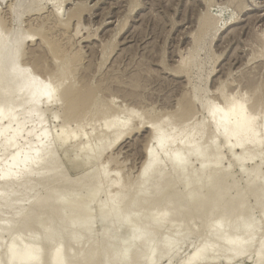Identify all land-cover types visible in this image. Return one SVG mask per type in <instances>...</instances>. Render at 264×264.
Listing matches in <instances>:
<instances>
[{"label":"rangeland","instance_id":"rangeland-1","mask_svg":"<svg viewBox=\"0 0 264 264\" xmlns=\"http://www.w3.org/2000/svg\"><path fill=\"white\" fill-rule=\"evenodd\" d=\"M263 6H264V0H211V1L210 0H0V21L2 23V24L0 23L1 24L0 27L3 28L2 31H5L2 33L0 30V33H1V37L8 33L7 36L9 41L7 42L6 40L2 39L3 37L2 38L0 37V41L2 39L4 42L8 43L6 44L2 42L3 44H6L4 45V48H8L7 51L4 48H3L4 50L2 49V51L8 52L9 50H13V48L15 52H18V54H20L19 52L21 51L22 55L21 54L19 55V57H21L19 60V63L21 61L20 65H22L23 67L25 66V68L29 70L28 74L30 75L32 74L34 76L36 75L40 79V85H47L52 80H54L55 83L56 81H58V84L57 83L56 84L59 85L60 84L59 81H61L60 79H63L62 78L63 76L65 78H68L69 76L68 80L70 81H68L67 83L70 84L72 83L71 85H74V87L77 89L76 90L74 88L75 91H78L77 94L81 95L82 97L83 95L86 96L87 98L89 97L87 101L90 102L88 103L89 105H86L87 108L84 107V109H82L83 112L82 110L81 111L79 110L77 113H75V115L77 116L76 117L74 115L75 119L72 117L73 119L69 120V118H71L69 117V115L67 116L69 112L65 113L64 111L62 114V106L64 105V100H63L64 96L63 97L59 96L60 99L59 100L57 99L58 101H56L55 104L54 103L52 104V102H47V96H44L41 101L43 103V105L41 106L42 110L40 109L41 110L40 114H42V119L38 122H32V123L27 122L31 119H27L25 121L26 123H24L23 132L20 133L21 136L19 135L18 138L16 139L17 145H15V147L14 146L11 147L9 145L6 146V143L4 142L2 144L0 143V193H1L0 195H2L3 197H5L3 194H6V197L7 195H9L8 198H6L7 200L1 199L2 202L0 201V249H1L0 264H8L9 259L7 258L6 255L7 254L6 249L8 250L9 245L14 243L13 242L14 239H12L13 242L12 243L11 238L12 236L13 238L14 236L16 237V235L17 238L19 237V239H16L15 241L17 242L15 244L17 248L19 246L23 247L26 245L25 243H30V242L35 245L41 246V247L37 246L39 251V257H41L42 255V258L44 259L40 258L39 260L43 262L39 261L40 262L39 264H47V263L50 264V260L52 258L51 256L60 249L64 252L66 258H68L66 259L67 262L66 264H69V262L70 264H74L75 262L76 264L77 263L80 264L79 261L77 262V259L82 257L83 258L86 257L85 259H88L87 261L89 262V256L91 252L89 251V249L90 250L93 249L92 250L93 252L95 248L97 249L95 250L96 254H98L97 253L98 251L100 252L97 256L94 252L95 256L97 257V259L93 257V259H95L94 260L95 264L97 263L106 264L104 262H108L109 260H111V263L108 262L107 264H125L124 262L120 261L123 253L122 248H125L124 239L125 237L128 236V234L132 232L133 230L132 228L135 227L136 224L140 226L146 225V227H149L147 229L148 230L147 232H149L150 235L151 234L155 235L156 240L152 242L149 248L143 247L144 249H142L141 245L138 244L139 247H137V245L135 246L134 244L132 248L135 247L136 250L134 249L132 251L131 248L129 254V256L132 257L133 255L134 256L136 255V259L134 257L136 261L135 263L133 262V264H150V263L154 264L153 260L148 259L151 253V247L152 249L155 248V246L157 247V243H158V245L162 247L160 248L161 251H163L167 244V243L165 244L164 241L168 242V240L174 236V233L176 234L177 231L176 229L183 230L184 233L182 232L181 235L183 234L186 235L183 236V240H181L182 246L179 245V249L178 247L175 249V251L177 250L176 252L172 251L168 254H163L162 256H160L161 257L160 259L155 258L156 264H185L189 259V257L193 253H195L196 249L201 248L204 244H205L204 246L209 247L211 245L209 241L211 240H212V245L210 247L211 248L214 246L215 247L213 248L214 250L209 249L211 251L210 252L211 254L208 251L209 254L207 253L208 256L206 255V257H208L206 258L207 260L203 259L197 263L194 262L192 264H254L255 262H257L258 259L257 253L259 251L258 247L260 246L262 241L264 242L263 240L264 239V206H263L264 205V195H263L264 194V188H263L264 187V183H263L264 182V174H263L264 146H262L261 148L262 151L259 152L260 150L259 148V150L256 152L257 154H255L254 156L256 157L257 155L256 158L253 157L251 158V160L242 162L243 164L242 163L240 164L234 162L235 160L234 158L238 157V155H240L243 152L242 149L244 148L241 147L240 149V147L235 148L231 146L232 138L230 136L221 137V140L215 142V147L216 145H218V148H220V149L218 148L215 149V151L218 150L220 155H222L221 157L223 158V159L221 158L222 159V162L220 163L221 166L216 169L218 172L221 170L220 173H222L223 172L222 167H223V170H225L223 173H225L229 168L228 173L230 172V174H228L229 178L227 180L225 178H224L225 180H220L222 181L219 182L221 186L218 183L217 185L214 186V189L210 187V190H214L213 192L217 190L218 192V188H219L218 186H220L219 188L220 191L223 185L222 191H227L226 199L224 198V200L228 202L233 197L236 198L235 197L236 195L237 197H240V196H244L245 193H247L245 196L246 198H244L242 205L238 204V208L241 207L242 208L237 209L236 211L234 210L235 212H233V208L236 209V207H233L231 209L232 211L230 210V212L233 214L229 213V211L227 213L231 214L230 216H232V219H234L236 216V214L234 215V213H238L237 218L241 215L243 216L247 214L249 215L248 217H250L248 218L249 220L252 218L249 221L250 223H246L247 225L250 224L249 226L250 229L252 225L253 226L257 225L256 228L255 227L253 228L256 237L254 236L252 241L255 242L253 243L251 241L252 242L251 249L247 250L248 252L250 250H252L253 252L250 251L248 255H247L248 253L247 251H246L247 253L245 252L246 254L244 252L242 254L241 252L242 254L241 257L237 251H235V253L236 252L238 253L237 256H235L234 252H233L234 255H231L232 251L230 250L231 248H229L230 246H228L230 245L228 244L230 240L228 239H231L230 237H234V235L237 236L238 233L241 231H242L241 232L242 235L244 236L246 235V237L250 236L249 231L247 230L249 229V227H243L245 231L243 229H240V231L238 230V232H236V230L234 231L233 228L228 227L226 229L227 236L224 235L225 237H220L222 234H219L220 235L219 238L221 239L217 237L218 235L216 236L217 240L219 239L218 240L219 244H218L215 237L211 236L212 239L211 238L208 239V237H210L208 236L210 231L206 227H207V223L209 222V217L207 216V214L209 215V211H210L209 209L211 208L210 206L208 207L205 206V212H207L206 215L204 210L202 213L203 216L200 214L201 215L200 217H203V219L207 218L208 221L207 219L205 221L202 218H198L197 220L193 219L194 220L193 223H190L192 221L191 215L193 216L194 214L195 216L196 214V213H192L193 208L189 212L187 211V209L186 211H184L183 209L184 215L181 214V216L179 217V213H176V209L178 208L177 202L176 204L174 203L169 205V208L166 207L167 209L163 208V206L162 207L160 206L161 209H158L160 207L159 206L155 207L152 202L154 201L155 204V200L157 199L156 200V204H157L159 198L161 199L163 197L162 196L163 194H166L167 192L171 193L183 189V186H181L183 184L182 181L187 177L189 179L191 176L192 178H194L193 177L194 173L197 174V170L200 168L201 163L199 160H196L197 158L194 155L189 158L190 160L192 159L191 161L189 159H188L189 161H187L188 164L187 166L190 165L189 167H191L193 170L196 171L194 173L193 170L190 169L189 167H186L185 170H176L172 166L173 163L171 162V160L169 161L167 160L170 159V156L172 154L171 152L173 151L172 149L174 147L175 149H178L176 150V152L185 150L186 147L183 150L184 147L183 142L188 137L187 135H189L190 133L195 131L194 134L193 133L192 134L193 136L198 138V139L196 138L194 139L196 142L198 140L200 141L201 138L203 140L202 136H204V140H205L208 137V135H211L214 132V129H216L211 123L213 119H215V117L216 118L218 117L217 116L218 113L221 114L224 111L222 113L224 114L228 112V109L224 108V107H228L226 103L228 100H230L231 103L235 104L236 102H240L238 100L241 99L243 103H246L245 105L250 104L253 107L256 105V103L258 105L259 102L260 104L256 107H261V108L259 109L254 108L253 111L251 109L252 106L249 107L247 105L246 114L247 113L249 114L250 111H251L250 114L253 112V116L257 114L253 117L251 127L252 129L255 128L259 129L260 132L259 136H261V134L264 135V125H263L264 123V7ZM74 11L80 12L79 14L81 15V17L79 16L80 17L79 20H81L79 33L74 34L77 37L75 38V36H73L72 44L65 46L64 48L62 46H56L55 45L56 40L55 39L52 40L51 37L53 30L48 31V28L46 26H48V24L52 21V19L53 20L56 19L55 21L57 22H62V21L67 22ZM213 24L214 25L216 24L217 26H214ZM57 25H55L54 27L55 29L53 28L54 29L53 32H56L55 30H57L58 32L60 31L59 27L61 26L58 25L59 27H57ZM69 25L70 27H68L67 30L69 29L70 30L69 32L74 33L75 32L74 30L76 29L75 21L73 20ZM41 35L43 37H46L47 39L49 38L51 39V40L49 39V41H51V43L53 44V45L51 44L50 46L52 47V50L51 48L43 49L45 44L44 46H42L43 44L41 43ZM14 41L15 43L16 41H19L17 42V44H15V47L17 48L12 46V43L14 44ZM2 43L1 45H3ZM2 47L3 46H0V49ZM19 48L21 49L18 50ZM53 48L54 50L56 49L55 52L59 51L60 53L61 52L60 49H62L66 53V55H68V57L73 56L71 59L72 61L70 66V70L71 69L72 70L71 71L69 70L70 74L68 72L66 73L68 74L67 76H65L66 74L62 75V73H60L61 75L60 74L57 75L58 77L56 76V73H59L58 72L59 64L55 61V59H53V55H51V53H53L52 52ZM53 75L56 76L57 78L54 77ZM17 76H19L18 73H16L11 78ZM55 79L57 80L55 81ZM22 82H25V79ZM70 84L65 85L64 82L63 85L64 87L67 88ZM22 85L25 87L26 83H22ZM64 87H61L62 90L60 89L62 94H64L62 91L66 89V88L63 89ZM61 93L60 95H62ZM0 95H1L0 102L2 101L0 103L1 105L3 104L4 98L2 94ZM14 102H12V104ZM18 102L16 101L15 103L17 104ZM210 102L212 103V105L216 103L217 107H219V109L222 112H220V110H218L217 107H216L217 111H219L218 113L216 109H215L216 112L214 111L215 113L213 111H210L211 110L210 106L208 108L207 107L205 108V106H208ZM18 104L19 106L18 105L17 106L21 107L20 105L22 104V102L21 104L20 103ZM90 105L91 107L93 106V108H91ZM13 109H14L13 110L14 115L16 114V116L22 118L21 115L17 113L18 108L14 107ZM15 109L17 110L15 111ZM21 109L22 108L19 109L20 111L19 113H21ZM89 109H94V110L89 111ZM258 110L259 112L257 113ZM87 111L92 113L89 114ZM185 111L186 112L191 111V113L185 116L184 114ZM210 112H212L213 115ZM112 113H114L117 116V119H119L120 123L121 121L125 122V120H128V118L131 119L130 120L131 125L129 126L130 128H132L131 130L132 132L129 133L128 131L129 134L128 133L126 134L125 131V134H123L117 141H115V138L112 137V136L116 137L117 133L112 135L111 134L112 132L111 133L107 132L104 128L105 126L104 124L106 123V120L112 117L110 116ZM131 113L133 117L130 116ZM191 114L194 116H191ZM185 117H187L189 121L187 119L185 120ZM14 119L12 118V121L11 118L10 121L8 119L4 121L1 120L2 123L0 122L1 124L0 129H2L1 127L11 128L13 125H15V123L13 122L15 121ZM145 119L147 122L145 121ZM208 120L211 121V123L208 124ZM154 121L156 124L158 123L157 124L158 126L160 125L159 128L161 127L163 128L162 131L163 130L165 131L166 129L169 131L170 128L171 127L173 128L174 125L176 129L178 125L182 128V132H180L181 136L179 134L180 137L178 136L179 139L177 138L180 144L177 145L178 142L175 141L174 143L176 144V146L173 144L170 145L171 148L170 146L169 148L166 147L167 151H169L167 155H166L167 151L166 152L159 151L160 149L156 147L158 145H155L157 144L156 140L152 138L154 135L151 136L152 135L151 132L153 131L150 130L151 128H149V126L150 124L152 125V123L154 124ZM182 122H184V124ZM200 122L204 123L203 127L201 128L202 131L201 132L196 130L193 131L192 128H194L197 125V123L200 124ZM191 123H193L194 125ZM132 126L134 127V129ZM121 127L122 126L120 125V128ZM112 129L114 130V127ZM179 129L180 128H178L177 130ZM167 130L165 132H167ZM189 130L190 132L188 133ZM42 132H45L47 137L50 138L49 141L50 142L53 141L54 143V144L50 143L52 145L51 148H49L50 146L48 147V150L50 149L48 152L50 153L48 155L46 154L44 160H47L48 158L47 161L49 162L50 160L53 159V162L52 161L49 163L47 162L48 163L47 167L44 166L46 168L41 169L40 172L38 171L42 175L39 174L38 172L36 173V175H33L32 177L29 175L24 177L18 175L15 180L17 182L18 181L17 179L21 177V180L19 179L21 182L18 183L11 182L6 186L5 182H3V177H2L3 173L10 170L16 171L18 166H14L13 164V159L15 157L17 158L18 162L21 163L24 160V158L29 153H31L32 150H34V148H38L45 143L46 139L42 135ZM196 132L198 136L197 134L195 135ZM204 132H206L205 134L207 137L205 136ZM76 136L77 138L75 139ZM3 138L4 137H2V134L0 133V142L5 140ZM202 140L200 142L203 143L204 140L203 141ZM89 141H91L92 143ZM81 145L84 147H82ZM2 147L3 149L4 148L6 149H4L3 151ZM85 147L88 149H86ZM155 148H157L158 150H156ZM151 149L153 150V153L156 152L155 156L158 157L157 159L161 162L160 166L162 165V168L159 167L161 168V170L158 168L157 170L154 171L151 170L150 171L151 174L148 173V175L146 174L147 177L145 176V181L146 179H148L149 181L150 180L149 178L152 175H153L152 180H155V182L153 181L154 183L153 186L155 185L154 190H152L153 189L152 188L151 189L152 191L149 190V192H147V193L151 192L150 195L147 194L148 198H146L147 201L149 198L151 199L150 201L151 204L150 202H148L147 205L143 206V203L145 204V202H147L145 200V197H147L145 193L144 196L143 195L141 196L143 197L142 199H144L143 201L145 202L141 203L140 201L142 200L140 199L141 198L140 197L139 198L140 204H138L139 202L137 203V205H140L141 207L138 206L139 208H136L132 205L125 206V208L127 207L126 209L124 208L125 213L129 214L131 213V211L133 213L134 212L136 213L138 220L135 218L134 221L131 222L129 219L130 217L128 218L127 214L124 213L126 215L125 217L127 218L122 216L123 213L122 214L120 213L121 208L117 209V205L119 200L121 199V192L124 193L127 192L128 196L131 198L133 195H135L136 192L138 193V190L141 187H143L142 184H145L144 178H141V176L144 177V175H142L141 172L143 170L144 164L148 160V155ZM248 149L247 150L245 149L246 150L245 153L252 150V147L250 148L248 146ZM88 150L90 151L88 152ZM154 150L156 151L154 152ZM99 151L100 152L102 151L104 153L103 154L101 153L102 154L101 157L99 155H97L98 157H96V154ZM51 154L52 156H50ZM166 161L168 163H166ZM43 163L45 164L46 162L44 161ZM257 165L259 166L261 165V166L259 167ZM47 168L49 170H46ZM251 168L252 171L254 170V168L258 169L259 173H257L258 170H256L257 172L254 170L253 172L257 174L254 173L252 174L251 173L252 171L250 170ZM216 169L215 171L213 170V172L211 173V175L213 174L212 177L219 174L216 171ZM242 169L245 171L247 169L246 171L247 174L245 173V171L244 174L242 172L243 171ZM179 171H183L180 172V174L187 172L189 175L187 173L186 174L184 173V175L182 176L184 179L180 180L181 176L180 178L177 176L180 175L178 174ZM190 171H192L193 175L192 174L190 175ZM157 172H160V174ZM43 173L46 176L47 175L49 176L46 177ZM103 173H105L104 176H102ZM250 173L254 177L253 176L251 177ZM156 174H159L157 175V177L160 176L159 179L158 178L155 179ZM165 174L167 175L163 177V175ZM40 175L43 177L41 178ZM185 175L188 176L185 177ZM205 175H209V174L205 173L204 176ZM211 175H209V177H211ZM248 175L250 176L248 177ZM38 177H39V182H38ZM100 177L105 179L103 180L104 182L106 180L107 181L104 183ZM166 177L168 178L165 180ZM177 177L179 179H175ZM250 177L251 179L257 178L254 181V183L257 182V184H253L252 180H250ZM247 178H249V180ZM84 179L86 182H88L86 185H83V182H85ZM161 180L164 181V183ZM250 181L252 183H250ZM101 182H103L104 186H102V189L99 192H97L96 196L98 197L95 196V199L93 200L95 202L94 203L93 201H91L92 198L91 196H93L94 194L93 192L98 191L97 187H100V185H102ZM157 182L158 184H156ZM248 182L250 186L248 185ZM47 183H51V185ZM159 183L161 184L163 183L164 185L166 184L165 186L161 187L162 191L164 192H165L164 188H166L167 185L168 186L170 185L169 189H167L169 191L166 190L167 191L166 193L163 192L161 193L160 192L161 189L157 190L159 191V193L155 191V189L159 188V185H161ZM259 184L262 189L260 188V186H258ZM82 185L84 186V188H82L83 187ZM193 185L195 184L193 183ZM11 186L15 188V190L13 188L14 191L10 190L12 189ZM216 186L218 188H216ZM6 187H8V189H6V192H4V188ZM230 187L232 188L229 189ZM28 188L34 190L32 194H30L31 190H29ZM77 188L79 189L81 188L80 191ZM190 188L193 187L191 186ZM207 188L208 187H206V189ZM24 189H26L29 192V193L26 192L27 195L24 193L26 191ZM54 189L55 191L53 192ZM73 189L74 191L75 190L76 191L74 192ZM206 189H204L203 192L208 193V189L207 190ZM50 190L52 192H50ZM11 191L12 194L9 193ZM45 191H48L50 194ZM153 191L155 193V196L157 197V198L155 197L156 199L154 198L153 195L154 193H152ZM260 191H262V194ZM156 192L158 193V195L160 194L159 196L161 197H159L156 194ZM213 192L211 194L216 193ZM38 193L39 195L37 196ZM238 193L240 194V196L238 195ZM242 193L244 195H241ZM29 194L30 196H28ZM46 194L47 196L51 195L52 197L51 196L50 197L52 199L51 198L49 199L48 198L49 196L45 197ZM63 194H65V196L68 197V199L66 198L67 199L66 201H68L66 206H69L68 208L71 207L70 210L69 209L67 210L66 208L64 209H66V211L67 212L69 211L70 213L69 212L67 213L64 209H62L61 208L62 205L61 207H57L58 203L56 201L57 197H55V195L61 197L63 196ZM151 194L153 195V197L151 196ZM205 194L203 193L202 196ZM25 195L27 197H25ZM39 196L41 198H43L42 196H44L43 199L47 198L50 201L51 200L54 201L56 199L54 202L55 204L57 203V205L51 203L53 207L50 208L48 207L49 205L47 203L48 201L45 202L43 201L44 203H47V205L46 204L45 205L47 206L48 209L46 207L43 208L42 204L44 205V203L40 201L41 198H38ZM257 196L259 200L257 199ZM109 197H114L113 201H115V202L112 201L113 203H111L110 205H108L107 202L108 199H110ZM260 197L263 198L262 202ZM162 199L159 201L160 202L158 203L159 205L161 204ZM77 201L79 203H77ZM90 201H91L90 206L92 207L91 210L92 215L90 214L89 216L90 217L92 216L91 217L92 219L88 217L87 218L88 220L84 221L85 218L83 219V217L86 216V214L84 213L85 216L83 215L80 218L81 220L83 219L82 221H84L82 223V227L78 228L80 232L75 231V229H77L76 221L74 226L72 224L73 219H69V218H73V215L69 216L68 214H72L75 208L79 209L78 207H81L82 210L84 209L86 210V207L88 206V204H90L89 203ZM210 201L214 202V200H209L207 204L210 203ZM35 202L38 204V210L36 208L37 206L33 208L34 206L33 203ZM39 202L41 203V206L39 205L40 204ZM260 203L263 205H261ZM77 204L78 205L80 204V206H78ZM8 205L10 206V208ZM112 205L113 207H111L112 208L111 210L113 212L111 211L112 213L109 216V218L105 219L104 221H99L97 216L98 213L100 214L101 210H103L102 208ZM118 206L121 207L120 204ZM147 206L148 207L150 206L149 207L150 209H148ZM172 206L174 207L172 208ZM41 207L43 208V211H45V213L44 212L42 213ZM206 207L209 208L208 211L206 210ZM31 208H33L34 210H32ZM56 208L58 209L61 208L62 210L61 209L57 210ZM135 208L137 209V211L135 210ZM145 208L147 209L144 210ZM151 208L153 209L152 211ZM246 208L248 210H245ZM50 209L51 212L49 211ZM164 209H166L167 213L166 215L160 217L159 219L158 216L159 215L158 213H160L159 210H161L162 212V210L165 211ZM168 209L171 211H169ZM141 210L144 212H142ZM147 210L150 211L148 212ZM167 210L169 211V213ZM63 211L66 212L65 216L67 218H64L63 220L60 219L58 220L59 214L64 213ZM241 211L243 214L241 213ZM29 212H31L30 213L31 215L29 214ZM22 214H25L27 218L24 217ZM173 214L177 217H175ZM31 216H33L32 220H30ZM34 217L37 220H35ZM181 217H183L184 219ZM38 218L41 220H39ZM153 218L156 220L153 221ZM89 219L93 220V222L91 223ZM122 219H124L126 222H123L124 220L121 221ZM199 219L202 220L200 221ZM29 220L30 221L34 220L33 224H30L31 222L29 223L28 222ZM53 220L54 222H51ZM157 220L159 223H155V221ZM180 220L184 224L180 222ZM82 221H80V224ZM87 221L88 223L90 222L91 224L90 223H89L90 225L86 224ZM151 221L153 222L151 223ZM237 221H234L235 225ZM22 222L23 224L26 222L24 226L23 224H21ZM58 222L59 224H57ZM257 222L259 223V225L261 224L260 225L261 227L258 226ZM51 223L53 224V226L51 225ZM84 223L86 224V226H83L85 225ZM148 224L151 225L148 226ZM163 225L166 227H164ZM181 225L182 226L184 225L182 229H181ZM21 226L23 229H25L23 230V232L21 231L22 230ZM46 226L50 228V229L48 228L49 232H47ZM192 226L195 227L192 228ZM150 227L151 229L153 228L154 231H156L158 234L155 233L153 229L151 230ZM10 228H12L13 230ZM44 228L46 229V231H44ZM189 228L190 229L192 228L191 229L192 231L189 230ZM7 229L10 230L8 231ZM184 229H186L187 231ZM228 229H230L229 230L230 233L231 231L232 233L233 232L235 233L230 234L228 232ZM207 230L209 232H207ZM51 231L52 233H50ZM188 231L190 232V234ZM256 232H258V234L259 233L261 234L257 236ZM56 233H58L60 237H58L57 236L58 234ZM79 233L82 235H80ZM212 233L213 232H211V234L209 235H212ZM20 234L21 236H19ZM241 234L239 233V235ZM46 235L48 236V238ZM74 236L79 239H73ZM54 237L56 238V240L51 239ZM222 238L225 239L223 240ZM79 240L80 242H78ZM213 240L216 245L213 244ZM220 240H222V242ZM226 240L227 242L224 243ZM231 240H233V238ZM205 241L207 244L205 243ZM76 245H78L79 247ZM216 247L218 248L221 247V249L218 250ZM158 248L157 250H160ZM228 248L230 250L229 252L230 255H228L229 254ZM19 249L22 248H18V250ZM224 249L226 251H224ZM84 251H86L85 252L86 254L84 253ZM111 253L114 254L112 255ZM139 257H141L142 259L141 258L139 259ZM212 257L213 260L211 261ZM85 259H83V261ZM228 259L231 260L229 261ZM233 260L234 262H232ZM83 261L81 264H83ZM87 261H84V264H87L88 263ZM114 261L117 263H114Z\"/></svg>","mask_w":264,"mask_h":264},{"label":"bare ground","instance_id":"bare-ground-1","mask_svg":"<svg viewBox=\"0 0 264 264\" xmlns=\"http://www.w3.org/2000/svg\"><path fill=\"white\" fill-rule=\"evenodd\" d=\"M211 1V0H210ZM25 3V2H24ZM22 4V3H21ZM35 6H37V5H35ZM264 7V6H263ZM11 8V7H10ZM10 11V10H9ZM12 11V10H11ZM80 12H76V11H74L73 13H72V15H71V17L69 18V20L67 21V22H64V21H62V22H57V21H55V20H53L52 19V21L48 24V26H46L47 28H48V31L49 30H53L54 31V27H55V25H57L58 23H60V24H58V25H60L61 27H59L58 25H57V27H59V29H60V31L58 32L57 30H55L56 32H53L52 31V35H51V37H52V40H56V43H55V45L56 46H62L63 48L65 47V46H68V45H71L72 44V38H73V36H75L74 34L76 33V34H78L79 33V29H80V21L81 20H79V18L81 17V15L79 14ZM80 16V17H79ZM45 18V17H44ZM75 21V27H76V29L74 30L75 32L74 33H72V32H69L70 30L68 29L67 30V28L68 27H70V25L69 24H71V22L72 21ZM59 21H61V20H59ZM212 22V21H211ZM0 23H1V21H0ZM2 24V23H1ZM0 24V25H1ZM214 25V24H213ZM212 25V26H213ZM211 26V27H212ZM214 26H217L216 24L214 25ZM213 26V27H214ZM212 27V28H213ZM54 28V29H53ZM215 28V27H214ZM213 28V29H214ZM2 29L3 28H1L0 27V30H1V32L3 33V32H5V31H2ZM58 29V28H57ZM42 30V29H41ZM216 30V29H215ZM213 31V30H212ZM8 34V33H7ZM7 34L6 35H4V36H2L1 37V33H0V37L3 39V40H6L7 42H9L8 41V36H7ZM80 35V34H79ZM7 36V37H6ZM10 36V35H9ZM82 36V35H81ZM50 37V36H49ZM48 37V38H49ZM77 36H75V38H76ZM4 38H7V39H4ZM15 38V37H14ZM1 39V43L3 42V43H6V42H4L3 40ZM22 39H23V37H22ZM50 39V38H49ZM49 39H47L46 37H43L42 35H41V43L43 44L42 46H44V44H45V46L43 47V49L44 48H51V50H52V47H50L51 46V41H49ZM51 40V39H50ZM17 42H19V41H16V43H15V41H14V44L12 43V46L13 47H15V44H17ZM1 43H0V46H3L1 49H0V94H2V96H3V104H1L0 105V122L2 123V121H4V120H9L10 121V118H11V121H12V118L15 120V121H13L14 123H15V125H13L11 128H6V127H1L2 129H0V133L2 134V137H4L3 139H5L4 141H2V142H0L1 144L4 142V143H6V146L7 145H9V146H11V147H15V145H17L16 143H17V141H16V139L18 138V136L20 135V133H22L23 132V127H24V123H26L25 121L27 120V119H31V120H29V121H27V122H38V121H40L41 119H42V114H40V111L42 110L41 108V106L43 105V103L41 102L42 101V98L44 97V96H47V102H52V104L54 103L55 104V102L56 101H58L60 98H59V96L60 97H63L64 96V98H63V100H64V105L62 106V114H63V112L65 111V113H68L69 112V114H67V116L69 115V117H71V118H69V120H72L73 118L75 119V117H74V115H75V113H77L79 110L81 111L82 109H84V107H86L87 108V106L86 105H89L88 103H90V102H88L87 100L89 99V97L87 98L86 96H84L83 95V97L81 96V95H79V94H77V92L78 91H75V87H74V85H71L70 83H67L68 81H70V80H68V78H69V76H68V78H65L64 76L62 77L63 79H60L61 81H59L60 82V84L59 85H57L58 84V81H56L57 79H55V81H56V83L54 82V80H52V81H50L49 82V84H47V85H40V79L35 75H30V74H28V72H29V70L27 69V68H25V66L23 67L22 65H20V63H21V61H20V63H19V60H20V58L21 57H19V55L21 54V51L19 52L20 54H18V52H15V50H14V48H13V50H9L8 52H3L2 51V49L4 48V45H6V44H8V43H6V44H3V45H1ZM53 45V44H52ZM47 46H49V47H47ZM7 47H8V45H7ZM70 47V46H69ZM12 48V47H11ZM10 48V49H11ZM15 48H17V47H15ZM56 48V47H55ZM4 49H6V51H7V49L8 48H4ZM3 49V50H4ZM21 48H19L18 50H20ZM57 49V48H56ZM55 49V50H56ZM17 50V49H16ZM55 50H54V48H53V53H51V51H50V53H51V55H53V59H55V61L59 64V68H58V72L59 73H56V76L57 75H59L60 73H62V75H65L67 72L70 74V71L72 70H70V66H71V59H72V57H68V55H66V53L62 50V49H60V53H59V51L57 52H55ZM64 53H63V52ZM1 52H2V54H1ZM15 52V53H14ZM6 53V54H5ZM16 53H17V55H16ZM77 53V52H76ZM22 55V54H21ZM72 55H74V54H72ZM77 55V54H76ZM22 60V59H21ZM188 62V61H187ZM70 70V71H69ZM16 73H18L19 74V76H17V77H14V78H11V77H13ZM55 75V74H54ZM53 75V76H54ZM61 75V74H60ZM68 74H66L65 76H67ZM56 76H54V77H56ZM58 77V76H57ZM56 77V78H57ZM23 78V79H22ZM53 78V77H52ZM51 78V79H52ZM25 79V82H22L23 80ZM59 79V78H58ZM64 82H65V85L66 84H70L67 88L66 87H64ZM22 83H26V86L24 87L23 85H22ZM63 85V86H62ZM61 87H64L63 89H65L64 91H62L64 94H62L61 93V90H62V88ZM75 88V89H74ZM79 88V87H78ZM61 89V90H60ZM77 90V89H76ZM60 93L62 94V95H60ZM92 94V93H91ZM257 95V94H256ZM1 96V95H0ZM247 97V96H246ZM11 99H13V100H11ZM58 99V100H57ZM62 99V98H61ZM193 99V98H192ZM91 100H93V99H91ZM259 100V99H258ZM18 102V101H20V102H18V103H20L21 104V102H22V104L20 105L21 107H18L19 106V104L17 103H13L12 104V102ZM238 101H240V102H236L235 104H233V103H231L230 102V100H228L226 103H227V106L228 107H224V108H226V109H228V112L227 113H224V114H222L223 112L219 109V107H217V105H216V103H214L213 105H212V103L210 102V104L208 105V103H207V105L208 106H205V108L207 107H209L210 106V108H211V110L210 111H215V109H216V111H217V108H218V110H220V112H222L221 114H219L218 112L219 111H217V113H218V117L216 118L215 117V119H213V121H212V123H211V121H209L208 120V124L209 123H211V124H213V126L216 128V129H214V134L212 133H210L211 135H208V137L206 136V132H204V134H205V136L207 137H205L206 139L204 140V136H202L203 137V140H202V138L200 139V141L202 140L203 141V143L202 142H200L199 140L196 142L194 139L196 138L195 136H193V134H194V130H196V131H202L201 130V128L203 127V125H204V123H205V121H204V123H201L200 122V124H198L197 123V125L194 127V128H192L193 129V131L194 132H192V133H190L189 135H187L188 137L185 139V141L183 142L184 143V147H183V150H184V148H185V150L184 151H177L176 152V150H178V149H175V147L172 149L173 151L171 152L172 154H171V156H170V159H168L167 161H169V160H171V162L173 163V167L176 169V170H185L186 169V167H189V166H187L188 164H187V161H189L190 159V157L191 156H196V160H199L200 161V163H201V165H200V168L197 170V174H195L194 172H196L195 170H193L191 167H189L190 169H192L193 170V173H194V175L192 174V171H190V175L192 174L193 175V177L194 178H192V176L190 177V179L187 177L188 175H185V177H187V178H183L182 176L184 175V173H181L180 174V172H183V171H179L178 172V174H180V175H177L179 178H180V176H181V178H180V180L181 179H184L182 182H183V184L181 185V186H183V189H181V190H177V191H174V192H167V191H169V190H167V189H169V186L167 185V187L166 188H164L165 189V192L164 191H162V189H161V187L162 186H165L163 183H164V181L168 178V177H166L165 178V180L164 181H162L163 183V185L161 184V183H159V184H161V185H159V188H157V189H155V191H157V190H159V189H161V193L163 192V193H166V194H163L162 196L164 197H162L161 199H162V201H161V204L159 205L158 203H160L159 201L161 200L160 198H159V201L157 202V204H156V196H155V193H154V191L152 192V193H154L153 195H154V198L156 199L155 200V204H154V201L152 202L153 203V205L155 206V207H157V206H163V208H169V205H171V204H176V202H177V204H178V208L176 209V213H179V217L181 216V214L182 215H184L183 213H184V211H186V209H187V211L189 212V211H191V209H192V213H196L195 214V216H194V214H193V216L191 215V219H192V221L190 222V223H193V221L196 219H198V218H202L203 219V217H200L201 215H202V213H203V210H204V212H205V206H210L211 208L209 209V208H207L206 207V210L208 211V209L210 210L209 211V215L207 214V212H205V215L207 214V216L209 217V222L207 223V227L206 228H208V230L210 231V233L209 234H211V232H213L212 233V235H209L208 234V236H210V237H208V239L209 238H211V236L212 237H215V239L217 240V238H216V236L219 238V234H222L220 237H225L224 235H226V229L229 227H231V228H233V230L235 231L236 230V232H238V230L240 231V229H243L244 230V228L243 227H249L250 226V224H246V223H250L249 221L252 219H248V218H250V217H248L249 215H247L245 212V214L246 215H241V216H239L238 218H237V214L238 213H234V215L236 214V216H235V218L234 219H232V216H230L231 214H233V213H231L230 212V210L233 208V207H236V209L235 208H233V212H235L237 209H241V208H238V204L239 205H242V203H243V200H244V198H246L245 196H246V194L247 193H245V195L242 193L241 195H244V196H240V194L238 193V195L240 196V197H242V198H240V197H237V195L235 196L236 198H232L229 202L228 201H225L224 200V198L226 199V195H227V191H222V188H223V185H222V188H221V190L219 191V188H220V183L219 182H222V181H220V180H227L229 177H228V174H230V172L228 173V170H229V168H228V170H227V172H225V173H223L225 170H223V167H222V173H220L221 172V170H220V168H219V172L217 171V169L216 168H218V167H220L221 166V162H222V155H220V153H219V151L218 150H216L215 151V149H217L218 148V145H216V147H215V142H217V141H219V140H221V137H231L232 138V143H231V146H233V147H240V149H241V147L242 148H244V149H242L243 150V152L240 154V155H238V157H235L233 160H234V162H236V163H242V162H246V161H249V160H251V158H253L254 156H255V154H257L256 152L259 150V148H260V150H259V152L260 151H262V146H264V135H262L261 134V136H259V129H252V127H251V125H252V121H253V117L255 116V115H257V114H255L254 116H253V112L250 114V112H249V114L247 113L246 114V106L248 105H245L246 103H243V101L240 99V100H238ZM242 101V102H241ZM245 101H248V100H245ZM2 102V101H1ZM0 102V103H1ZM233 102V101H232ZM218 103V102H217ZM12 104V105H11ZM59 104V103H58ZM254 104V103H253ZM260 103L258 102V105H259ZM18 105V106H17ZM233 105V106H232ZM257 105V103H256V105L253 107L252 105H248L249 107H251V109H252V111H253V109L254 108H261V107H256V106H258ZM263 105V104H262ZM17 107L18 108V110L17 109H15V111L17 110V113L18 114H20L21 115V117L22 118H19L18 116H16V114L14 115V107ZM192 106V105H191ZM90 107H91V105H90ZM90 107H88V108H90ZM186 107V106H185ZM217 107V108H216ZM248 107V108H249ZM20 108H22L21 109V113H19L20 111H19V109ZM91 108H93V106L91 107ZM204 108V107H203ZM223 108V109H224ZM41 109V110H40ZM250 109V108H249ZM249 109H248V111H249ZM87 110V109H86ZM92 110H94V109H89V111H92ZM112 110V109H111ZM184 110V109H183ZM182 110V111H183ZM190 110V109H189ZM208 110V109H207ZM230 110V111H229ZM256 110V109H255ZM263 110V109H262ZM89 111H87L89 114L90 113H92V112H89ZM106 111V110H105ZM196 111V110H195ZM215 111V112H216ZM82 112H83V110H82ZM94 112V111H93ZM214 112V113H215ZM226 112V111H225ZM259 112V110L257 111V113ZM261 112V111H260ZM16 113V112H15ZM191 113V111H185L184 112V114H185V116H187V115H189ZM211 114H212V112H210ZM254 113H255V111H254ZM113 114V115H112ZM110 116H112V117H108L109 119H107L106 120V123L104 124L105 126H104V128H105V130L107 131V132H112L111 134L113 135V134H116V137L115 136H112L113 138H115V141H117L123 134H125V131H126V134L128 133V131H129V133L130 132H132L131 130H132V128H130V126L129 125H131V119L130 118H128V120H125V122L124 121H121V123L119 122V119H117V116L114 114V113H112ZM182 114V113H181ZM192 114H194V113H192ZM191 114V116H194V115H192ZM101 115V114H100ZM106 115V114H105ZM108 115V114H107ZM129 115V114H128ZM197 115V114H196ZM213 115V114H212ZM76 116V115H75ZM87 116V115H86ZM130 116H132V113H131V115ZM144 116V115H143ZM61 117V116H60ZM73 117V118H72ZM77 117V116H76ZM107 117H105V118H107ZM133 117V116H132ZM189 117V116H188ZM203 117V116H202ZM214 117V116H213ZM18 118V119H17ZM183 118V117H182ZM78 119H79V117H78ZM174 119H176V118H174ZM188 120V118L187 117H185V120ZM192 119V118H191ZM195 119V118H194ZM2 120V121H1ZM77 120V119H76ZM75 120V121H76ZM103 120V119H102ZM148 120V119H147ZM151 120V119H150ZM162 120V119H161ZM181 120V119H180ZM261 120V119H260ZM97 121H98V118H97ZM99 121H101V120H99ZM145 121H146V119H145ZM189 121V120H188ZM195 121V120H194ZM119 122V123H118ZM124 122V123H123ZM147 122V121H146ZM157 122V121H156ZM178 122V121H177ZM176 122V123H177ZM197 122H198V120H197ZM104 123V122H103ZM142 123H143V121H142ZM152 123V122H151ZM160 123V122H159ZM183 124H184V122H182ZM150 124V123H149ZM158 124V123H157ZM156 123H155V121H154V124L152 123V125L150 124V126H152V127H150L149 126V128H151L150 130H152L153 132H151L152 133V135L151 136H153L152 138H154L155 140H156V142H157V144H155V145H158V146H156V147H158L160 150L159 151H164V152H166L167 151V148H169V146L170 145H175L176 146V144L174 143L175 141L176 142H178L179 140V138H178V136H179V134H180V136H181V133L180 132H182V128L178 125L177 126V129L178 128H180L179 130H177L176 128H175V125L173 126V128L171 127L170 128V132L167 130V132H165L164 130L162 131V127L161 128H159V126L157 125ZM171 124V123H170ZM173 124V123H172ZM180 124H181V121H180ZM182 124V125H183ZM191 124H193V123H191ZM1 125V124H0ZM120 125L122 126L121 128H120ZM141 125H143V124H141ZM161 125H162V123H161ZM189 125V124H188ZM194 125V124H193ZM260 125H261V123H260ZM263 125H264V123H263ZM80 126V125H79ZM171 126V125H170ZM185 126V125H184ZM183 126V127H184ZM208 126V125H207ZM211 126V125H210ZM209 126V127H210ZM114 127V130L112 129ZM133 127V126H132ZM143 127V126H142ZM220 127V128H219ZM79 128V127H78ZM84 128V127H83ZM204 128H205V126H204ZM260 128V127H259ZM82 129V128H81ZM133 129H134V127H133ZM190 129V128H189ZM124 130V131H123ZM181 130V131H180ZM183 130H184V128H183ZM187 130H188V128H187ZM215 130H216V132H215ZM61 131H63V130H61ZM117 131V132H116ZM123 131V132H122ZM192 131V130H191ZM78 132H79V130H78ZM80 132H82V131H80ZM85 132V131H84ZM92 132V131H91ZM165 132V133H164ZM190 132V130L188 131V133ZM61 133V132H60ZM65 133V132H64ZM71 133V132H70ZM128 133V134H129ZM154 133V134H153ZM109 134V133H108ZM197 134V132L195 133V135ZM7 135H8V137H7ZM31 135V134H30ZM42 135L45 137V139H46V141H45V143L43 144V145H41L40 147H38V148H34V150H32V152L31 153H29L25 158H24V160L21 162V163H19L18 162V160H17V158L15 157L14 159H13V164H14V166H18L17 167V169H16V171H12V170H10V171H6V172H4L3 173V175H2V177H3V182H5V184H6V186L9 184V183H11V182H16V177L18 176V175H20V176H22V177H24V176H33V175H36V173L39 171H41V169H43V168H46L47 167V165H48V163L49 162H53V159L52 160H50L49 162L47 161L48 160V158H47V160H44V158L46 157V154L48 155L50 152H48L49 150H48V147L49 148H51V144L53 143V141H49L50 140V138H48L47 137V135H46V133L45 132H42ZM63 135V134H62ZM72 135V134H71ZM78 135V134H77ZM91 135V134H90ZM201 135V134H200ZM21 136V135H20ZM66 136V135H65ZM83 136H84V134H83ZM88 136V135H87ZM179 136V137H180ZM197 136H198V134H197ZM7 137V138H6ZM72 137V136H71ZM183 137V136H182ZM181 137V138H182ZM77 138V136L75 137V139ZM108 138V137H107ZM178 138V139H177ZM184 138V137H183ZM182 138V139H183ZM220 138V139H219ZM2 139V140H3ZM91 139V138H90ZM196 139H198V138H196ZM93 140H95V139H93ZM104 140V139H103ZM181 140V139H180ZM231 140V139H230ZM151 141H152V139H151ZM154 141V140H153ZM86 142V141H85ZM89 142H91V141H89ZM99 142V141H98ZM105 142V141H104ZM200 142V143H199ZM8 143V144H7ZM51 143V144H50ZM92 143V142H91ZM183 143H181V144H183ZM54 144V143H53ZM82 144V143H81ZM94 144V143H93ZM103 144V143H102ZM105 144V143H104ZM180 143L178 142L177 143V145H179ZM217 144V143H216ZM4 145V144H3ZM91 145V144H90ZM6 146H3V147H6ZM82 146V145H81ZM87 146H88V144H87ZM86 146V147H87ZM182 146V145H181ZM225 146V145H224ZM247 147V148H245V147ZM248 146L251 148L252 147V150H250L249 152H247V153H245L246 152V150L248 149ZM3 147H2V149H3ZM82 147H84V146H82ZM85 147V148H86ZM90 147V146H89ZM167 147V148H166ZM179 147V146H178ZM8 148V147H7ZM91 148V147H90ZM98 148H99V146H98ZM102 148V147H101ZM170 148H171V146H170ZM177 148V147H176ZM222 148V147H221ZM1 149V150H2ZM4 149H6V148H4ZM4 149H3V151H4ZM56 149V148H55ZM86 149H88V148H86ZM86 149H85V151H86ZM92 149V148H91ZM90 149V150H91ZM156 150H158L157 148H155ZM174 149H175V151H174ZM180 149V148H179ZM182 149V148H181ZM218 149H220V148H218ZM246 149V150H245ZM54 150V149H53ZM90 150H88V152L90 151ZM94 150V149H93ZM98 150V149H97ZM104 150V149H103ZM156 150H154V152L156 151ZM170 150V149H169ZM224 150V149H223ZM245 150V151H244ZM249 150V149H248ZM264 150V149H263ZM96 151V150H95ZM105 151V150H104ZM218 151V152H217ZM164 152H163V154H164ZM169 151H167L166 152V155H167V153H168ZM173 152H174V154H173ZM217 152V153H216ZM221 152V151H220ZM87 153V152H86ZM95 153V152H94ZM104 153V152H97V154H96V157H98L97 155H99L100 157H101V155ZM162 153V152H161ZM216 153V154H215ZM263 153V152H262ZM57 154V153H56ZM55 154V155H56ZM54 155V156H55ZM156 155V152L155 153H153V150L151 149V151H150V153H149V155H148V160L146 161V163L144 164V167H143V170H142V175H144V177L143 176H141V178H144V182H145V184H142V186L143 187H141L139 190H138V193L136 192L135 193V195H133L131 198L128 196V193L126 192V193H124V192H121V199L119 200V202H118V205L120 204V206L121 207H119L118 205H117V209L118 208H121L120 210H121V214H122V216L123 217H125L126 215L125 214H127V217L130 219V221L132 222V221H134V219L136 218L137 219V216H136V213L134 214L132 211H131V213H125V210H124V208H125V206H129V205H132V206H134V207H136V208H139L138 206H140V205H137V203L140 201L139 200V198L143 195L144 196V194L146 193V195L147 194H149L150 195V193H147V192H149V190H151L152 188V190H154V186H153V181L155 182V180H152V176L149 178L150 180L148 181V179H146V181H145V176L147 177V175H148V173H150L151 174V170L152 171H154V170H157V168L158 169H160L161 170V168H162V165L160 166V161L157 159L158 157H156L155 156ZM170 155V154H169ZM260 155V154H259ZM264 155V154H263ZM50 156H52V154L50 155ZM57 156V155H56ZM55 156V157H56ZM161 156V155H160ZM159 156V157H160ZM48 157V156H47ZM99 157V158H100ZM166 157V156H165ZM169 157V156H168ZM256 157H257V155H256ZM256 157H254V158H256ZM260 157V156H259ZM263 157V156H262ZM50 158V157H49ZM222 158V159H221ZM51 159V158H50ZM161 159V158H160ZM189 159V160H188ZM264 159V158H263ZM89 160V159H88ZM166 160V159H165ZM164 160V161H165ZM192 160V159H191ZM190 160V161H191ZM255 160V159H254ZM46 162L45 164L43 163V162ZM55 161V160H54ZM166 161V163H168ZM226 161H228V160H226ZM256 161V160H255ZM48 162V163H47ZM165 163V162H164ZM229 163H230V161H229ZM253 163H255V162H253ZM262 163V162H261ZM260 163V164H261ZM263 163H264V161H263ZM163 164V163H162ZM195 164V163H194ZM243 164V163H242ZM61 165H62V163H61ZM165 165V164H164ZM264 165V164H263ZM44 166H46V167H44ZM108 166V165H107ZM166 166H167V164H166ZM194 166V165H193ZM231 166V165H230ZM230 166H228V167H230ZM257 166H259V165H257ZM261 166V165H260ZM259 166V167H260ZM60 167V166H59ZM159 167H161V168H159ZM172 167V168H173ZM242 167V166H241ZM254 167H255V165H254ZM258 167V168H259ZM227 168V167H226ZM225 168V169H226ZM63 169V168H62ZM100 169H101V167H100ZM164 169V168H163ZM197 169V168H196ZM215 169H216V171L219 173L218 175H216V176H214V177H212V175H211V173L213 172V170L215 171ZM46 170H49L48 168L46 169ZM58 170V169H57ZM57 170H55V171H57ZM66 170V169H65ZM94 170V169H93ZM104 170V169H103ZM159 170V171H160ZM243 170V169H242ZM249 170V169H248ZM251 171H252V168L250 169ZM254 170L256 171V170H258V169H255L254 168ZM253 170V171H254ZM67 171V170H66ZM90 171V170H89ZM101 171H102V169H101ZM163 171V170H162ZM161 171V172H162ZM244 171L245 170H243L242 172L244 173ZM246 171H247V169H246ZM245 171V173L247 174V172ZM250 171V172H251ZM251 172L252 174L254 173V172ZM38 172V173H39ZM48 172V171H47ZM88 172V171H87ZM166 172V171H165ZM164 172V173H165ZM177 172V171H176ZM188 172H189V169H188ZM257 172V171H256ZM51 173V172H50ZM57 173V172H56ZM102 173V172H101ZM140 173V174H141ZM156 173V172H155ZM157 173H159L160 174V172H157ZM172 173V172H171ZM185 173V174H186ZM205 173H208L209 175H211V177H209V175H205L204 176V174ZM244 173V174H245ZM251 173H250V175H251ZM257 173H259V170H258V172ZM257 173H254V174H257ZM263 173V172H262ZM39 174H41V173H39ZM44 174V173H43ZM47 174V173H46ZM100 174V173H99ZM104 174L105 173H103L102 174V176H104ZM147 174V175H146ZM149 174V175H150ZM159 174H156V176H155V179L156 178H158L159 179V177L160 176H158L157 177V175H159ZM173 174V173H172ZM264 174V173H263ZM262 174V175H263ZM42 175V174H41ZM40 175V176H41ZM45 175V174H44ZM107 175V174H106ZM167 174H165V175H163V177H165ZM170 175V174H169ZM197 175V176H196ZM250 175H248V177L250 176ZM259 175V174H258ZM39 176V175H38ZM46 176V175H45ZM49 175H47L46 177H48ZM97 176V175H96ZM109 176V175H108ZM229 176H231V175H229ZM247 176V175H246ZM253 175H251V177H252ZM43 176H41V178H42ZM171 177V176H170ZM169 177V178H170ZM173 177V176H172ZM175 178V179H179V178ZM209 177V178H208ZM251 177H250V180H252V182H253V184H257V182L256 183H254V181L257 179V178H253V179H251ZM254 177V176H253ZM36 178V177H35ZM34 178V179H35ZM101 179H102V181L103 180H105L104 178H102V177H100ZM140 178V177H139ZM206 178V179H205ZM225 178V179H224ZM258 178H259V176H258ZM20 180H21V177L19 178ZM19 179H17L18 181L16 182V183H18V182H21ZM44 179V178H43ZM42 179V180H43ZM66 179H68V178H66ZM100 179V180H101ZM172 179V178H171ZM232 179V178H231ZM248 180H249V178H247ZM41 180V179H40ZM70 180V179H69ZM111 180V179H110ZM140 180H142V179H140ZM139 180V181H140ZM170 180V179H169ZM180 180H179V182H180ZM238 180V179H237ZM246 180V179H245ZM37 181V180H36ZM84 181H85V179H84ZM107 181V180H106ZM105 181V182H106ZM112 181V180H111ZM157 181V180H156ZM258 181V180H257ZM260 181V180H259ZM38 182H39V177H38ZM43 182V181H42ZM93 182V181H92ZM104 182V181H103ZM103 182H101L102 183V185H100V187H97L98 189V191H96V192H93L94 194H93V196H91L90 198H91V201H93L94 199H95V196H96V194H97V192H99L101 189H102V186H104L103 185ZM104 182V183H105ZM159 182H160V180H159ZM170 182V181H169ZM225 182V181H224ZM233 182V181H232ZM246 182V181H245ZM251 181H250V183H252ZM2 183V182H1ZM73 183V182H72ZM76 183V182H75ZM88 182H83V185H86ZM98 183V182H97ZM128 183V182H127ZM166 183V182H165ZM168 183V182H167ZM177 183V182H176ZM193 183L195 184V185H193ZM219 183V185L220 186H216V188H218V192H217V190H215V192H213L214 190H210V187H212V189H214V186L215 185H217ZM226 183H229V182H226ZM234 183V182H233ZM260 183V182H259ZM264 183V182H263ZM262 183V184H263ZM47 184H50L51 185V183H47ZM156 184H158V182L156 183ZM175 184V183H174ZM179 184V183H178ZM192 184V185H191ZM222 184V183H221ZM224 184V183H223ZM261 184V185H262ZM20 185H22V184H20ZM54 185V184H53ZM82 185V186H83ZM99 185V184H98ZM193 187V188H190L191 186ZM248 185H249V182H248ZM19 186V185H18ZM17 186V187H18ZM24 186V185H23ZM41 186V185H40ZM58 186V185H57ZM74 186H76V185H74ZM80 186V185H79ZM106 186V185H105ZM125 186V185H124ZM129 186V185H128ZM127 186V187H128ZM171 186H172V184H171ZM228 186V185H227ZM226 186V187H227ZM237 186V185H236ZM235 186V187H236ZM250 186V185H249ZM258 186H260V184L258 185ZM263 186V185H262ZM20 187V186H19ZM34 187V186H33ZM46 187V186H45ZM175 187V186H174ZM173 187V188H174ZM206 187H208L207 189H208V193L207 192H203V190L204 189H206ZM226 187H224V188H226ZM240 187V186H239ZM11 188L12 189H10V190H12V191H14L15 190V188L14 187H12L11 186ZM13 188H14V190H13ZM31 188V187H30ZM30 188H28L29 190H31ZM82 188H84V186L82 187ZM124 188V187H123ZM142 188H144V189H142ZM176 188V187H175ZM215 188V189H216ZM232 187H230L229 189H231ZM238 188V187H237ZM252 188H253V185H252ZM258 188V187H257ZM260 188H261V186H260ZM264 188V187H263ZM6 189H8V187H6V188H4V192H6ZM20 189V188H19ZM43 189V188H42ZM64 189V188H63ZM69 189H71V188H69ZM77 189H79V188H77ZM81 189V188H80ZM80 189H79V191H80ZM163 189V190H164ZM206 189V190H207ZM234 189H236V188H234ZM233 189V190H234ZM262 189V188H261ZM24 190H26V189H24ZM59 190V189H58ZM66 190V189H65ZM151 190V191H152ZM167 190V191H166ZM225 190H227V189H225ZM12 191L11 192H9V193H11L12 194ZM23 191V190H22ZM22 191H20V192H22ZM34 190H31L30 191V194H32V192H33ZM55 191V189L53 190V192ZM69 191V190H68ZM73 191H74V189H73ZM76 191V190H75ZM74 191V192H75ZM103 191V190H102ZM124 191V190H123ZM211 191V192H210ZM17 192V191H16ZM26 192H28L27 190L24 192L25 194H26ZM40 192H41V190H40ZM45 192H48V191H45ZM50 192H52L51 190H50ZM62 192V191H61ZM61 192H59V193H61ZM72 192V191H71ZM158 193H159V191H157ZM156 192V194L158 195V193ZM215 193V194H211V193ZM237 192V191H236ZM240 192V191H239ZM261 192V194H262V191H260ZM14 193V192H13ZM29 193V192H28ZM49 193V192H48ZM59 193H58V195H59ZM205 194V195H203L202 196V194ZM228 193H229V191H228ZM1 194V193H0ZM8 194V193H7ZM15 194H17V193H15ZM19 194H21V193H19ZM30 194L28 195V196H30ZM36 194V193H35ZM50 194V193H49ZM52 194V193H51ZM55 194V193H54ZM100 194V193H99ZM118 194V193H117ZM116 194V195H117ZM260 194V195H261ZM5 197H3L2 195H0V201H1V199L2 200H7L6 198H8V196L9 195H7V197H6V194H3ZM27 195V194H26ZM25 195V197H27ZM39 195V193L37 194V196ZM58 195L56 196L55 195V197H57V203H58V206L57 207H61V205H62V209H64V208H66L67 210L69 209L70 210V208H68L69 206H66L67 205V202L68 201H66L67 199H68V197H66L65 196V194H63V196H59L58 197ZM131 195V194H130ZM153 195L151 194V196L153 197ZM160 195V194H159ZM158 195V196H159ZM165 195V196H164ZM264 195V194H263ZM18 196V195H17ZM21 196V195H20ZM36 196V195H35ZM45 196V195H44ZM44 196H42L43 198H44ZM49 196V197H48ZM47 196V194H46V196L45 197H48L49 199L52 197L51 195H48ZM51 196V197H50ZM73 196V195H72ZM214 196V197H213ZM258 196H259V194H258ZM258 196H257V199L259 200V198H258ZM11 197V196H10ZM80 197V196H79ZM96 197H98V196H96ZM116 197V196H115ZM120 197V196H119ZM129 197V198H128ZM151 197V198H152ZM159 197H161V196H159ZM203 197V198H202ZM262 197V196H261ZM260 197V198H261ZM15 198V197H14ZM13 198V199H14ZM20 198V197H19ZM35 198V197H34ZM38 198H41L40 196L38 197ZM43 198H41L40 199V201L41 202H45V201H48L47 203L49 204L48 205V207H50V208H52L53 206L51 205V203H53V204H55V200L53 201V200H49V199H43ZM67 198V199H66ZM110 199H108V205H110L111 203H113V202H115V201H113V198L114 197H109ZM118 198V197H117ZM143 197H141L140 199L142 200V201H140L141 203L142 202H145V201H143L144 199H142ZM146 198H148V195H147V197H145V200L147 201V199ZM17 199V198H16ZM28 199V198H27ZM31 199H32V196H31ZM52 199V198H51ZM150 199V198H149ZM148 199V201L147 202H145V204L143 203V206L144 205H147V203L148 202H150L151 201V199L149 200ZM202 199V200H201ZM230 199V198H229ZM242 199V200H241ZM19 200V199H18ZM17 200V201H18ZM21 200V199H20ZM97 200V199H96ZM209 200H214V202H212V201H210V203H208L207 204V202H209ZM262 200H263V198H261V202H262ZM14 201H16V200H14ZM38 201V200H37ZM91 201L89 202L90 204H88V206L86 207V210H85V212H84V210H82L81 209V207H78L79 209H77V208H75L74 209V211H73V213L72 214H68L69 216L70 215H73V218H69V219H73L74 220V222H73V220H72V224L75 226V221H76V227H77V229H75V231H78V232H80L79 231V229L78 228H81L82 227V223L84 222V221H86V220H88L87 218L88 217H90L89 215L91 214V210H92V207L90 206L91 205ZM113 201V202H112ZM118 201V200H117ZM242 201V202H241ZM2 202V201H1ZM43 202V203H44ZM50 202V203H49ZM94 202V201H93ZM92 202V203H93ZM104 202V201H103ZM140 202L138 203V204H140ZM212 202V203H211ZM226 202V203H225ZM228 202V203H227ZM246 202V201H245ZM19 203V202H18ZM36 203V202H35ZM33 203V208L35 207V206H37L36 208H37V210H38V204L36 203ZM40 203V202H39ZM47 203H44V205L46 204L47 205ZM57 203L55 204V205H57ZM76 203V202H75ZM75 203H73V204H75ZM77 203H79L78 201H77ZM95 203V202H94ZM128 203H130V204H128ZM198 203V204H197ZM72 204V205H73ZM103 204V203H102ZM107 204V203H106ZM150 204H151V202H150ZM149 204V205H150ZM212 204V205H211ZM261 204V203H260ZM15 205V204H14ZM14 205H12V206H14ZM17 205V204H16ZM40 206H41V203L39 204ZM43 204H42V206H43V208L44 207H46L47 208V206L45 205L44 206ZM78 205V204H77ZM77 205H76V207H77ZM136 205V206H135ZM197 205V206H196ZM235 205V206H234ZM244 205V204H243ZM246 205V204H245ZM261 205H263V204H261ZM9 206V205H8ZM74 206V205H73ZM78 206H80V204L78 205ZM142 206V207H143ZM175 206V205H174ZM174 206H172V208L174 207ZM250 206V205H249ZM264 206V205H263ZM55 207V206H54ZM84 207V208H85ZM107 207V208H106ZM106 207H104V208H102L103 210H101V212H100V214L98 213V220L99 221H104L105 219H107V218H109V216L111 215V213L113 212L111 209V207H113V205L112 206H106ZM109 207V208H108ZM116 207V206H115ZM141 207V206H140ZM150 207V206H149ZM148 206H147V208L148 209H150ZM161 207L160 208H158V209H161ZM240 207V206H239ZM248 207V206H247ZM261 207V206H260ZM2 208H3V206H2ZM9 208H10V206H9ZM13 208V207H12ZM33 208H31L32 210H34ZM42 208V207H41ZM43 208L41 209V211H42V213L44 212L45 213V211H43ZM45 208V209H46ZM61 208H56L57 210H60ZM74 208V207H73ZM127 208V207H126ZM125 208V209H126ZM135 208V210L137 211V209ZM147 208H145L144 210H146ZM166 208V209H167ZM249 208V207H248ZM14 209V208H13ZM40 209V208H39ZM48 209V208H47ZM61 209V210H62ZM66 209H64L65 211H66ZM142 209V208H141ZM155 209V208H154ZM166 209H164L165 211H163L162 210V212H161V210H159L160 211V213H158L157 215L159 216V219H160V217H163L164 215H166ZM183 209H184V211H183ZM3 210V209H2ZM10 210V209H9ZM12 210V209H11ZM83 212H82V211ZM134 210V211H135ZM153 209L151 208V211H152ZM169 210V209H168ZM167 210V211H168ZM235 210V211H234ZM245 210H248L247 208L245 209ZM252 210H255V209H252ZM263 210V209H262ZM36 211V210H35ZM50 212H51V209L49 210ZM112 211V212H111ZM142 211V210H141ZM148 212L150 211V210H147ZM169 211H171V210H169ZM169 211H168V213H169ZM229 211V213H231V214H229V213H227ZM232 211V210H231ZM240 211V210H239ZM244 211V210H243ZM47 212V211H46ZM55 212V211H54ZM64 212V211H63ZM67 212V211H66ZM66 212H64V213H61V214H59V218H58V216H57V218H58V220L60 219V220H63L64 218H67L66 216H65V213ZM69 212V211H68ZM67 212V213H68ZM127 212V211H126ZM139 212H140V210H139ZM142 212H144V211H142ZM198 212V213H197ZM2 213V212H1ZM31 212H29V214H30ZM32 213H34V212H32ZM49 213V212H48ZM56 213H57V211H56ZM59 213H60V211H59ZM70 213V212H69ZM86 214V216H85V214ZM125 213V214H124ZM146 213V212H145ZM144 213V214H145ZM171 213H173V212H171ZM186 213V212H185ZM191 213V214H192ZM227 213V214H226ZM241 213H242V211H241ZM241 213H239V214H241ZM249 213V212H248ZM28 214V213H27ZM28 214V215H29ZM174 214H175V212H174ZM173 214V215H174ZM201 214V215H200ZM229 214V215H228ZM243 214V213H242ZM21 215V214H20ZM24 217H26L25 216V214H22ZM31 215V214H30ZM34 215H36V214H34ZM41 215H43V214H41ZM56 215V214H55ZM67 215V214H66ZM85 216V217H83V219L85 218V220L84 221H82L80 218L82 217V216ZM92 215V214H91ZM130 215V216H129ZM142 215V214H141ZM205 215H204V217H205ZM227 215H228V217H227ZM251 215V214H250ZM45 216V215H44ZM175 216V215H174ZM203 216V215H202ZM206 216V217H207ZM33 216H31V219L30 220H32L33 218H32ZM72 217V216H71ZM92 217V216H91ZM90 217V218H91ZM123 217H121V218H123ZM127 217H125V218H127ZM142 217V216H141ZM154 217V216H153ZM175 217H177V216H175ZM185 217V216H184ZM187 217V216H186ZM193 217V218H192ZM234 217V216H233ZM255 217V216H254ZM19 218H21V217H19ZM18 218V219H19ZM27 218V217H26ZM37 218V217H36ZM55 218V217H54ZM124 218V219H125ZM158 218V217H157ZM181 218H183V217H181ZM188 218V217H187ZM230 218H231V221H230ZM23 219V218H22ZM34 219H35V217H34ZM39 219V218H38ZM79 219H80V221H82L81 222V224H80V221H79ZM92 219V218H91ZM124 219H122L121 221H123ZM133 219V220H132ZM178 219V218H177ZM184 219V218H183ZM186 219V218H185ZM194 219V220H193ZM201 219V220H202ZM207 219V218H206ZM206 219L204 218L203 220H205L206 221ZM237 219H238V221H237ZM28 221L30 224H33V221ZM35 220H37V219H35ZM39 220H41V219H39ZM68 220V219H67ZM96 220V219H95ZM126 220V219H125ZM123 221V222H126V221ZM138 220V219H137ZM145 220V219H144ZM154 220H156V219H154L153 218V221ZM200 220V219H199ZM200 220V221H201ZM260 220V219H259ZM258 220V221H259ZM19 221V220H18ZM23 221V220H22ZM66 221V220H65ZM89 221L92 223L93 222V220H90L89 219ZM127 221H129V220H127ZM136 221V220H135ZM141 221V220H140ZM153 221H151V223L153 222ZM159 221H161V220H159ZM185 221V220H184ZM207 221H208V219H207ZM234 221H237L236 222V225H235V222ZM17 222V221H16ZM24 222V221H23ZM23 222L21 223V224H23ZM37 222V221H36ZM51 222H54V220L53 221H51ZM61 222H63V221H61ZM89 222V223H90ZM130 222V223H131ZM142 222V221H141ZM144 222V221H143ZM149 222V221H148ZM147 222V223H148ZM180 222H182L181 220H180ZM232 222V223H231ZM234 222V223H233ZM261 222V221H260ZM26 223V222H25ZM24 223V224H25ZM28 223V224H29ZM88 223V221L86 222V224H89ZM90 223V224H91ZM129 223V222H128ZM147 223H144V224H147ZM150 223V222H149ZM155 223H159L158 222V220L157 221H155ZM161 223V222H160ZM183 223V222H182ZM186 223V222H185ZM255 223V222H254ZM258 223V222H257ZM256 223V224H257ZM17 224V223H16ZM24 224H23V226H24ZM29 224V225H30ZM57 224H59V222L57 223ZM68 224H69V222H68ZM68 224H66V225H68ZM85 224V223H84ZM86 224L85 225H83V226H86ZM89 224V225H90ZM154 224V223H153ZM184 224V223H183ZM235 226H234V225ZM253 224V223H252ZM255 224V225H256ZM50 225V224H49ZM51 225L53 226V224L51 223ZM134 225V224H133ZM149 225H151V224H148V226ZM156 225V224H155ZM186 225V224H185ZM247 225V226H246ZM261 225V224H260ZM259 225V223H258V226H260ZM20 226V225H19ZM69 226H72V225H69ZM135 226V225H134ZM157 226V225H156ZM162 226V225H161ZM164 226V225H163ZM184 226V225H183ZM183 226L181 225V229L183 228ZM233 226V227H232ZM25 227H26V225H25ZM24 227V228H25ZM88 227V226H87ZM90 227V226H89ZM133 227V226H132ZM152 227V226H151ZM151 227H150V229H151ZM164 227H166V226H164ZM163 227V228H164ZM177 227V226H176ZM180 227V226H179ZM193 227H195V226H192V228ZM198 227V226H197ZM256 228L257 227V225L256 226H253L252 225V227H251V229H250V227H249V229H247L248 231H249V234H250V236H248V237H246V235L244 236V235H242L241 234V232H239L241 235H239V233H238V235L236 236V235H234V237H230L231 239L233 238V240H231V239H228V240H230V242L228 243V244H230V245H228V246H230L229 248H231L230 250L232 251V253L234 252L235 253V251H237L239 254H240V257H241V255L243 254V252L245 253L248 249H251V243L253 242L252 240H253V238H254V236H255V233H254V230H253V228ZM261 227V226H260ZM27 228H28V226H27ZM41 228V227H40ZM46 228H47V232H49L48 231V226H46ZM73 228V227H72ZM149 227H146V225L145 226H140V225H137L136 224V226L135 227H133L132 229V232L130 233V234H128V236L127 237H125V239H124V246H125V248H122L123 249V253H122V256H121V260L120 261H122V262H124L125 264H133V262L135 263V259H136V255L134 256L133 255V257L132 256H129V254H130V250H131V248L134 246V244H135V246L137 245V247H139L138 246V244L139 245H141L142 246V249H144V248H149L150 247V245L152 244V242H154L155 240H156V237H155V235H153V234H149V232H147ZM155 228V227H154ZM158 228H159V226H158ZM157 228V229H158ZM173 228H175V227H173ZM191 228V229H192ZM10 229H12V228H10ZM9 229V230H10ZM21 231L23 232V230H25V229H23L22 228V226H21ZM50 229V228H49ZM52 229V228H51ZM62 229V228H61ZM70 229V228H69ZM149 229V230H150ZM153 229V228H152ZM151 229V230H152ZM187 229V228H186ZM186 229H184V230H186ZM190 228H189V230H191ZM246 229V228H245ZM8 230V229H7ZM8 230V231H9ZM13 230V229H12ZM11 230V231H12ZM57 230V229H56ZM55 230V231H56ZM150 230V231H151ZM172 230V229H171ZM170 230V231H171ZM177 231H176V234H178V235H176L175 233H174V236L173 237H171L169 240H168V242H165L164 241V243L166 244V246H165V248H164V250L163 251H161V249L160 248H162L161 246H159L158 245V243H157V247L155 246V248H153L152 249V247H151V253H150V255H149V260H153L154 261V264H156L155 262V258H161L160 256H162L163 254H168V253H170V252H172V251H175V249L178 247V249H179V245H181V240H183V236H186V235H181L182 234V232L184 233V231L183 230H178V229H176ZM199 230V229H198ZM207 230V232H209ZM229 230L230 229H228V232H229ZM10 231V232H11ZM16 231V230H15ZM18 231V230H17ZM44 231H46V229L44 228ZM153 231H154V229H153ZM169 231V232H170ZM187 231V230H186ZM186 231H185V234H186ZM192 231V230H191ZM197 231V230H196ZM245 231V230H244ZM256 231V230H255ZM34 232V231H33ZM46 232V233H47ZM58 232V231H57ZM155 233H157L156 231H154ZM160 232H161V230H160ZM167 232V231H166ZM189 232V231H188ZM206 232V233H207ZM258 232H260V231H258ZM258 232H256L257 233V236H259V234H261V233H259L258 234ZM16 233V232H15ZM14 233V234H15ZM19 233V232H18ZM37 233V232H36ZM50 233H52V231L50 232ZM77 233V232H76ZM84 233V232H83ZM195 233V232H194ZM205 233V234H206ZM230 233V232H229ZM231 233H232V231H231ZM230 233V234H231ZM233 233H235V232H233ZM232 233V234H233ZM244 233V232H243ZM246 233H248V232H246ZM5 234V233H4ZM13 234V235H14ZM17 234V233H16ZM32 234V233H31ZM43 234H44V232H43ZM56 234H58V233H56ZM80 234V233H79ZM158 234V233H157ZM189 234H190V232H189ZM191 234H192V232H191ZM2 235V234H1ZM42 235V234H41ZM51 235V234H50ZM77 235V234H76ZM80 235H82V234H80ZM173 235V234H172ZM176 235V236H175ZM180 235V236H179ZM215 235V236H214ZM19 236H21V234L19 235ZM39 236V235H38ZM47 236V235H46ZM53 236V235H52ZM58 237H60V235L58 234L57 235ZM56 236V237H57ZM87 236V235H86ZM158 236V235H157ZM165 236V235H164ZM167 236V235H166ZM227 236V235H226ZM231 236H233V235H231ZM40 237V236H39ZM73 237V236H72ZM78 237H80V236H78ZM204 237V236H203ZM256 237V236H255ZM47 238H48V236H47ZM84 238V237H83ZM165 238V237H164ZM205 238V237H204ZM12 239H14V243L12 242ZM16 239H19V237L17 238V235H16V237L14 236V238H13V236H12V238H11V242L13 243V244H11V245H9V247H8V250L6 249V251H7V254L6 253H4V254H6L7 255V258L9 259L8 261V264H39L40 262H43V261H40L39 259L40 258H42V255H41V257H39V251H38V248H37V246H39V245H35V244H33V243H25L26 245L25 246H23V247H21V246H19V245H17V246H19L18 248H22V249H19L18 250V248L16 247V243L17 242H15L16 241ZM20 239H21V237H20ZM52 240H56V238L54 237V238H51ZM73 239H79V238H77V237H75L74 236V238ZM81 239V238H80ZM98 239V238H97ZM207 239V240H208ZM212 239V238H211ZM219 239H221V238H219ZM218 239V240H219ZM223 240L225 239V238H222ZM58 240V239H57ZM187 240V239H186ZM206 240V241H207ZM218 240H217V243H218ZM257 240V239H256ZM264 240V239H263ZM18 241V240H17ZM33 241V240H32ZM75 241V240H74ZM167 241V240H166ZM206 241H205V243H206ZM221 242H222V240H220ZM219 241V242H220ZM252 241V242H251ZM19 242V241H18ZM76 242V241H75ZM78 242H80V240L78 241ZM160 242V241H159ZM183 242V241H182ZM185 242V241H184ZM210 243H211V245H212V240L211 241H209ZM227 242V240L224 242V243H226ZM255 242V241H254ZM253 242V243H254ZM259 242V241H258ZM74 243V242H73ZM90 243V242H89ZM88 243V244H89ZM19 244V243H18ZM123 244V243H122ZM185 244V243H184ZM183 244V245H184ZM207 244V243H206ZM213 244H215L214 243V240H213ZM219 244V243H218ZM63 245V244H62ZM75 245V244H74ZM161 245V244H160ZM203 245V244H202ZM205 245V244H204ZM202 246L201 248H198V249H196V251H195V253H193L190 257H189V259L187 260V262L185 263V264H192V263H194V262H199L200 260H203V259H206V258H208V257H206V255H207V253H208V251H209V253L211 252L209 249H213L214 247H210L211 245L210 244H208V245H210L209 247L207 246ZM216 245V244H215ZM223 245V244H222ZM221 245V246H222ZM224 245H226V244H224ZM59 246V245H58ZM76 246H78V245H76ZM81 246V245H80ZM99 246V245H98ZM141 246H140V248H141ZM158 246H159V248H158ZM163 246V245H162ZM182 246V245H181ZM180 246V247H181ZM201 246V245H200ZM220 246V245H219ZM227 246V247H228ZM254 246V245H253ZM252 246V247H253ZM39 247H41V246H39ZM79 247V246H78ZM83 247V246H82ZM81 247V248H82ZM144 247V248H143ZM59 248V247H58ZM63 248V247H62ZM65 248V247H64ZM84 248V247H83ZM92 248V247H91ZM94 248H95V246H94ZM157 248L158 249H160V250H157ZM218 250H220L221 249V247L220 248H218V247H216ZM229 248H228V253L230 252V250H229ZM259 249V251H258V256H257V262H255L256 264H263L264 263V242L262 241L261 242V244H260V246L258 247ZM60 249V248H59ZM58 249V250H59ZM78 249H80V248H78ZM135 249V247L134 248H132V251ZM216 249V250H217ZM256 249V248H255ZM1 250V249H0ZM40 250V249H39ZM61 250V249H60ZM56 251L51 257H49V258H51V260H50V264H66L67 262H66V259H68V258H66V256H65V254H64V252L61 250V251ZM85 250V249H84ZM93 250V249H92ZM92 250H90L89 249V251H91L90 252V256H89V262L87 261L88 259H85V258H78L77 259V262L79 261L80 262V264L82 263V261H83V259H85L84 261H87L89 264H95V262H94V260L95 259H97V255L100 253L99 251L97 252L98 254H96V251L95 250H97L96 248L94 249V251L92 252ZM99 250H100V248H99ZM109 250V249H108ZM111 250V249H110ZM136 250V249H135ZM137 250H139V249H137ZM214 250V249H213ZM212 250V251H213ZM215 250V251H216ZM65 251V250H64ZM88 251V252H89ZM112 251V250H111ZM143 251V250H142ZM177 251V250H176ZM175 251V252H176ZM223 251V250H222ZM222 251H221V253H222ZM224 251H226L225 249H224ZM250 251H252V250H250ZM250 251L247 253V255L250 253ZM43 252V251H42ZM70 252H72V251H70ZM86 251H84V253H85ZM94 252H95V254H96V256H95V254H94ZM174 252V253H175ZM235 253V256H237V254L238 253ZM241 252H242V254H241ZM253 252V251H252ZM41 253V252H40ZM68 253H69V251H68ZM81 253V252H80ZM92 253V254H91ZM105 253V252H104ZM208 253V254H209ZM224 253V252H223ZM231 253V255H234V253L232 254ZM245 253V254H246ZM74 254H75V252H74ZM86 254V253H85ZM112 254V253H111ZM114 254V253H113ZM112 254V255H113ZM148 254H149V252H148ZM211 254V253H210ZM214 254V253H213ZM94 255V256H93ZM109 255V254H108ZM226 255V254H225ZM228 255H230V253L228 254ZM101 256V255H100ZM117 256V255H116ZM208 256V255H207ZM210 256V255H209ZM234 256V257H235ZM245 256V255H244ZM73 257V256H72ZM88 257V256H87ZM93 257H95V259H93ZM99 257V256H98ZM107 257V256H106ZM111 257V256H110ZM118 257V256H117ZM134 257H135V259H134ZM171 257V256H170ZM214 257H216V256H214ZM224 257V256H223ZM228 257V256H227ZM231 257H233V256H231ZM2 258V257H1ZM109 258V257H108ZM112 258V257H111ZM114 258V257H113ZM138 258V257H137ZM141 257H139V259H140ZM220 258V257H219ZM42 259H44V258H42ZM106 259V258H105ZM115 259V258H114ZM142 259V258H141ZM147 259V260H148ZM158 259V260H159ZM169 259V258H168ZM210 259V258H209ZM208 259V260H209ZM216 259V258H215ZM107 260V259H106ZM138 260V259H137ZM145 260V259H144ZM157 260V259H156ZM207 260V259H206ZM213 260V257H212V259H211V261ZM217 260V259H216ZM229 260V259H228ZM227 260V261H228ZM231 260V259H230ZM229 260V261H230ZM237 260V259H236ZM40 261V262H39ZM47 261V260H46ZM72 261V260H71ZM84 261H83V264H84ZM112 261H113V259H112ZM116 261V260H115ZM114 261V263H117V262H115ZM126 261V262H125ZM73 262V261H72ZM75 262V261H74ZM86 262V263H87ZM109 263H111V260H109L108 261ZM108 262H104V263H108ZM119 262V261H118ZM232 262H234V260L232 261ZM87 263V264H88ZM113 263V262H112ZM138 263V262H137ZM254 263V264H255ZM48 264V263H47ZM69 264H70V262H69ZM74 264H76V262L74 263ZM77 264H79V263H77ZM98 264V263H97ZM100 264V263H99ZM150 264H153V263H150Z\"/></svg>","mask_w":264,"mask_h":264}]
</instances>
